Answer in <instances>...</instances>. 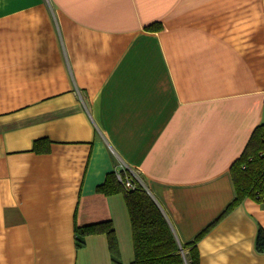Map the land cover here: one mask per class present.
Instances as JSON below:
<instances>
[{
	"label": "crops",
	"instance_id": "crops-1",
	"mask_svg": "<svg viewBox=\"0 0 264 264\" xmlns=\"http://www.w3.org/2000/svg\"><path fill=\"white\" fill-rule=\"evenodd\" d=\"M263 122L264 0H0V264H114L106 233L76 245L105 221L132 264L125 196L98 190L122 166L180 243L208 227L200 264H264V204L224 213Z\"/></svg>",
	"mask_w": 264,
	"mask_h": 264
},
{
	"label": "trees",
	"instance_id": "trees-1",
	"mask_svg": "<svg viewBox=\"0 0 264 264\" xmlns=\"http://www.w3.org/2000/svg\"><path fill=\"white\" fill-rule=\"evenodd\" d=\"M158 30L160 22L147 26ZM45 139L35 141L34 150L41 151ZM48 146L45 147L49 151ZM231 173L236 188V197L227 206L224 213L239 206L251 198L264 204V122L258 125L242 155L231 166ZM105 194L122 192L125 196L133 232L135 259L132 264H200L198 241L204 235L205 228L197 237L187 243H180L175 237L163 210L155 199L141 185L127 189L117 179L116 172L110 173L98 186ZM106 233L109 238L114 264H123L118 257V244L115 229L111 221L76 225L77 247L86 243V235ZM256 249L264 252V228L259 227L256 236Z\"/></svg>",
	"mask_w": 264,
	"mask_h": 264
},
{
	"label": "built area",
	"instance_id": "built-area-1",
	"mask_svg": "<svg viewBox=\"0 0 264 264\" xmlns=\"http://www.w3.org/2000/svg\"><path fill=\"white\" fill-rule=\"evenodd\" d=\"M117 179L124 185L127 189H133L137 186L135 178L132 174H129L127 167L122 166L120 170L115 171Z\"/></svg>",
	"mask_w": 264,
	"mask_h": 264
},
{
	"label": "rangeland",
	"instance_id": "rangeland-1",
	"mask_svg": "<svg viewBox=\"0 0 264 264\" xmlns=\"http://www.w3.org/2000/svg\"><path fill=\"white\" fill-rule=\"evenodd\" d=\"M137 183V182H136Z\"/></svg>",
	"mask_w": 264,
	"mask_h": 264
}]
</instances>
